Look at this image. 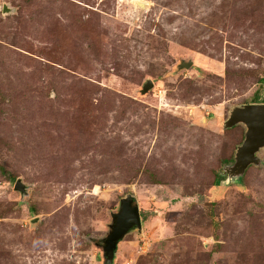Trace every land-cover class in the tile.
<instances>
[{
	"label": "rangeland",
	"instance_id": "374dc122",
	"mask_svg": "<svg viewBox=\"0 0 264 264\" xmlns=\"http://www.w3.org/2000/svg\"><path fill=\"white\" fill-rule=\"evenodd\" d=\"M251 102L264 0H0V264H102L126 192L112 264H264V164L211 186Z\"/></svg>",
	"mask_w": 264,
	"mask_h": 264
},
{
	"label": "water",
	"instance_id": "95a60500",
	"mask_svg": "<svg viewBox=\"0 0 264 264\" xmlns=\"http://www.w3.org/2000/svg\"><path fill=\"white\" fill-rule=\"evenodd\" d=\"M135 8L145 7V2ZM7 5H2V10L7 11ZM191 60L182 61L179 66L188 67ZM152 81L146 78L139 91L146 93L152 88ZM240 125L243 129L241 140L235 145L231 158L221 164L220 170L216 172L218 185H241L246 168L250 165H263L264 159L259 152L264 150V102H251L233 105L229 108L226 117L222 120L221 127L227 128ZM13 189L20 195L25 194L27 185L16 177L13 182ZM38 217L31 219V222ZM141 222L138 205L132 193L126 192L118 199V205L114 212L110 213V224L108 232L103 240L101 251L103 256L102 264H112L116 252L117 243L131 230L140 231Z\"/></svg>",
	"mask_w": 264,
	"mask_h": 264
},
{
	"label": "trees",
	"instance_id": "16d2710c",
	"mask_svg": "<svg viewBox=\"0 0 264 264\" xmlns=\"http://www.w3.org/2000/svg\"><path fill=\"white\" fill-rule=\"evenodd\" d=\"M221 119V118H220ZM221 121V120H220ZM0 171H4V169H3V167L2 166H0ZM218 184H217V179L215 178V174H214V182L212 183V185L211 186H214V187H217L218 188V186H217ZM220 195H218V196H216V197H219Z\"/></svg>",
	"mask_w": 264,
	"mask_h": 264
},
{
	"label": "flooded vegetation",
	"instance_id": "af4514ba",
	"mask_svg": "<svg viewBox=\"0 0 264 264\" xmlns=\"http://www.w3.org/2000/svg\"><path fill=\"white\" fill-rule=\"evenodd\" d=\"M223 119H224V118H221V119H220V120H221V123H222V120H223ZM221 123H220V124H221ZM220 127H221V126H220ZM241 138H242V136H241ZM230 158H231V157H230ZM229 160H230V159H227V160H225V161H223V162H227V161H229ZM248 167H249V166H248ZM248 167H247V168H248ZM247 168H246V169H247ZM215 178L218 180V176L216 175V173H215Z\"/></svg>",
	"mask_w": 264,
	"mask_h": 264
}]
</instances>
